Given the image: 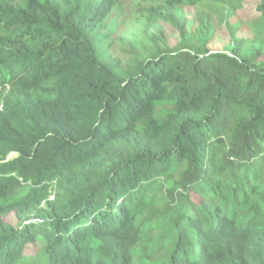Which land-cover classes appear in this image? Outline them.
Returning a JSON list of instances; mask_svg holds the SVG:
<instances>
[{
  "label": "trees",
  "instance_id": "16d2710c",
  "mask_svg": "<svg viewBox=\"0 0 264 264\" xmlns=\"http://www.w3.org/2000/svg\"><path fill=\"white\" fill-rule=\"evenodd\" d=\"M245 1L0 0V264H264Z\"/></svg>",
  "mask_w": 264,
  "mask_h": 264
},
{
  "label": "rangeland",
  "instance_id": "374dc122",
  "mask_svg": "<svg viewBox=\"0 0 264 264\" xmlns=\"http://www.w3.org/2000/svg\"><path fill=\"white\" fill-rule=\"evenodd\" d=\"M256 4L257 0H247L244 3V8L242 10L238 11V15L234 16L231 18V21H234L237 19V17H241L242 19H251L252 17H257L259 12L256 10ZM186 13L189 18V23L188 26H191V21H192V14H193V8L192 7H186ZM228 31L223 28L218 31L216 34L215 39L213 40V43L210 45L211 49L213 50H227L228 49V40H229V35ZM238 35H250L249 32H238ZM177 41V37L175 35H172L169 38V42L171 45H174ZM9 221L10 223L16 224V219L14 218L13 215L9 216Z\"/></svg>",
  "mask_w": 264,
  "mask_h": 264
}]
</instances>
